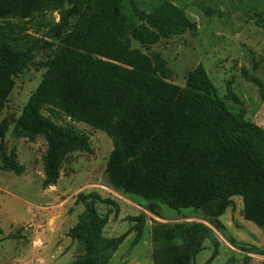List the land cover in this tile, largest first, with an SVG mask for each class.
<instances>
[{
	"label": "trees",
	"instance_id": "obj_1",
	"mask_svg": "<svg viewBox=\"0 0 264 264\" xmlns=\"http://www.w3.org/2000/svg\"><path fill=\"white\" fill-rule=\"evenodd\" d=\"M129 1L138 24L130 23L123 0H73L77 20L18 124L23 135L47 141L43 186L58 181L71 153L90 148L87 134L60 122L58 112L63 111L112 137L107 171L116 188L175 209H201L219 229L225 228L219 217L232 197L241 195L245 218L264 227V127L248 120L244 109H231L228 100L238 102V96L229 86L221 97L203 64L189 73L185 87L170 81L167 60L151 46L197 30L182 7L165 0L148 12L137 0ZM58 2L0 0V18L31 17ZM64 25L55 24L47 34L58 36ZM23 40L24 35L0 27V112L13 75L28 67L38 45L37 40L30 45ZM133 40L150 52L133 47ZM260 91L264 97L262 87ZM0 145L3 149V141ZM2 160L7 170H25L14 149L4 152ZM78 200L84 210L69 236L83 250L71 264H108L128 232L103 235L108 215L98 213L99 193H81ZM145 219L134 217L136 240ZM154 222L155 264H194L207 239L214 243V255L218 252V238L208 224Z\"/></svg>",
	"mask_w": 264,
	"mask_h": 264
},
{
	"label": "rangeland",
	"instance_id": "obj_2",
	"mask_svg": "<svg viewBox=\"0 0 264 264\" xmlns=\"http://www.w3.org/2000/svg\"><path fill=\"white\" fill-rule=\"evenodd\" d=\"M137 1L151 12L165 0ZM170 1L182 7L197 24L195 32L162 38L151 46L167 60L170 81L185 87L189 73L203 64L221 97L229 93V86L238 96V102L228 100L231 109H244L248 120L264 127V97L260 91L261 87L264 89V0ZM73 6V0H60L52 9L31 17L0 18V27L14 35H24V43L38 41L28 67L13 75V88L0 112V264H71L83 248L69 236V230L84 210L79 195L91 192L102 197L98 213L108 215L103 235L117 237L128 232L108 264H155L154 221L202 222L213 227L219 241L218 252L214 255V243L207 239L194 264H263L264 227L245 218L241 195H234L232 205L219 217L225 225L219 229L201 209H175L118 189L107 171L114 149L112 137L63 111L58 112L60 122H69L87 134L90 148L71 153L62 165L58 181L43 186L47 141L41 136L23 135L18 124L44 80L49 61L77 20ZM123 11L131 24L140 23L129 0H123ZM59 22L65 23L61 33L51 37L47 32ZM132 46L150 52L136 40ZM45 113L49 114L46 110ZM13 149L25 166L22 174L3 168V153L9 154ZM139 215L146 219L136 240L139 227L134 217Z\"/></svg>",
	"mask_w": 264,
	"mask_h": 264
},
{
	"label": "crops",
	"instance_id": "obj_3",
	"mask_svg": "<svg viewBox=\"0 0 264 264\" xmlns=\"http://www.w3.org/2000/svg\"><path fill=\"white\" fill-rule=\"evenodd\" d=\"M227 226H230V222H227Z\"/></svg>",
	"mask_w": 264,
	"mask_h": 264
}]
</instances>
